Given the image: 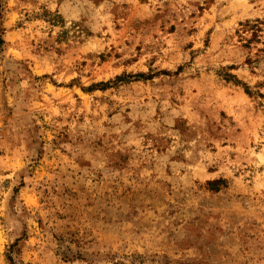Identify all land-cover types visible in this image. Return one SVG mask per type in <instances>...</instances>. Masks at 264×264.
<instances>
[{
    "label": "rangeland",
    "instance_id": "obj_1",
    "mask_svg": "<svg viewBox=\"0 0 264 264\" xmlns=\"http://www.w3.org/2000/svg\"><path fill=\"white\" fill-rule=\"evenodd\" d=\"M263 46L264 0H0V264H264Z\"/></svg>",
    "mask_w": 264,
    "mask_h": 264
},
{
    "label": "trees",
    "instance_id": "obj_2",
    "mask_svg": "<svg viewBox=\"0 0 264 264\" xmlns=\"http://www.w3.org/2000/svg\"><path fill=\"white\" fill-rule=\"evenodd\" d=\"M245 24L247 25L246 27H248L249 29H252V30H253V32L251 33V35H252V37H255V35H256V30H257V29H256V26H251L249 23H245ZM258 50H259L260 54L257 55L256 59H258V61H260V60H263V59H264V46H263L262 48L258 49ZM248 60H249V59H248ZM249 62H250V60H249ZM222 78H223L224 80H226V81L232 79L234 82H238L237 79H236V77H235L234 75H232V74H229V73H224V74L222 75ZM244 90H245L246 92H249V91H247V90H248L247 87H245Z\"/></svg>",
    "mask_w": 264,
    "mask_h": 264
}]
</instances>
